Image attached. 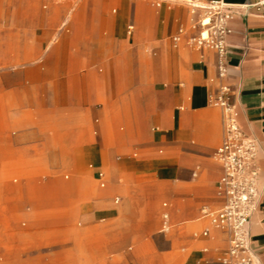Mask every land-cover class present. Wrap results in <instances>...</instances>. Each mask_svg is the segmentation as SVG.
Returning <instances> with one entry per match:
<instances>
[{"label": "crops", "instance_id": "0c3cea01", "mask_svg": "<svg viewBox=\"0 0 264 264\" xmlns=\"http://www.w3.org/2000/svg\"><path fill=\"white\" fill-rule=\"evenodd\" d=\"M74 1L78 4L68 19L65 18L67 10L59 8V18L66 21L56 37L55 31L49 28L47 13L43 11L36 16L35 9L27 8L29 14L25 20H19L18 29L23 32L42 29V37L10 39L11 60L30 57L45 63L5 73V77L9 75L16 80L5 86L0 83V168L8 163L17 172L22 167L44 171L47 165L64 171L74 167L77 159L86 160L87 173L80 171L77 176L88 175L101 189L107 187L97 190L93 201L84 208L88 220L109 221L103 230L107 249L102 252L96 247L94 251L82 253L79 247L50 251L45 248V252L36 251L19 260L20 264H87L90 261L161 264L159 251L170 252L181 237L189 236L195 239L191 242L195 241L196 247L202 246L201 255L206 257V264H217V256L225 254L230 247V235L211 230L202 209L217 210L224 203L217 193L223 166L217 159L213 162L225 138L224 113L210 104L224 85L231 88L230 101L236 107L241 130L259 147L260 198L249 232L251 249L260 264H264V16L244 7L253 0H225L235 6L236 14L224 57L213 50L181 51L172 44L167 46L165 42L172 33L187 26L189 14L192 21L195 19L183 5H166L156 11L147 8L145 2L141 6L137 3L132 7L134 16L131 17L128 1L122 2L119 13L115 10L114 14L108 5L112 0ZM24 10L25 6L21 13ZM131 25L136 26L133 33L129 32ZM66 27L69 33L62 32ZM22 44L34 48L21 55L24 57H18L17 47ZM55 45L57 50L49 54ZM45 49L46 53L41 54ZM149 49L154 51L152 57ZM221 69L225 70L224 75ZM111 139L115 148L108 154L112 174L109 177L102 161L97 159L102 157ZM160 147L184 148L178 167L189 177L185 185L168 186L167 180L161 178L162 158L156 160L155 167H135L139 178L156 173L157 180L138 183L125 178L122 172L132 155H119L116 159L118 150L132 148L145 153ZM137 157L135 153L134 158ZM99 173L105 174L104 188L100 186ZM33 178L31 174L25 178L21 192L11 186V200L3 203L0 200L1 207L6 204L8 207L3 209L16 221H31L35 219L34 214L38 215L29 210L20 216L12 209L19 194L34 200L31 194L36 191L40 197L35 200L41 209L53 201L57 203V198L69 197L64 184L47 182L51 175L45 176V181L37 187ZM65 179L69 180L70 175ZM18 182L19 178L14 179V183ZM87 183L79 180L82 187ZM170 190L192 193L197 198L190 202L170 199L174 208L167 211L168 203H163L164 215L144 217L141 214L139 206L143 204L159 212L157 203H162L164 196L171 194ZM116 199H120L118 204ZM201 203L209 205L199 211ZM171 226H175L173 231ZM201 227L204 229L199 235L192 233L194 228ZM205 231L209 232L208 236H204ZM156 232L163 235L155 243L158 252H148L144 240ZM167 232L170 233L167 235ZM20 246L30 251L35 247ZM61 252L66 253L53 256Z\"/></svg>", "mask_w": 264, "mask_h": 264}, {"label": "rangeland", "instance_id": "374dc122", "mask_svg": "<svg viewBox=\"0 0 264 264\" xmlns=\"http://www.w3.org/2000/svg\"><path fill=\"white\" fill-rule=\"evenodd\" d=\"M99 2L101 0H98ZM128 1L130 5V14L129 16L133 17L134 15L132 12V7L135 6V4L138 3L139 6H141L142 2H145V5L149 9H153L156 11H161V8L154 5L153 0H112L110 3H108L111 12L114 14V11L117 10V13H119L120 6L122 2ZM78 4L77 1L70 0H0V49H1V55H0V83L2 86L8 85L11 80H16L15 77L7 76L5 77V73H9L10 71L15 70H27L33 68L36 64H40V60L38 58L31 59L30 57L24 60H11V46H10V39L12 37L17 38H41L43 31L42 29L33 28L30 32H23V30H19V20L23 18L24 20L28 16V12L26 9H35L36 10V16H39L41 12H46L48 16V23L50 24V29L55 31L54 37H56V33L58 32V29L62 26V24L66 21V19H60L59 18V8H63L67 10L66 17H69L70 11ZM175 6V5H183L187 8L186 4L179 2V1H173L171 3H166L162 7L165 6ZM25 6V10L23 13H21V8ZM192 16L189 14L188 24L187 26H184L182 28H179L177 33H172L170 38L168 39L167 46L172 44L175 48L180 49L181 51H187L190 49H196L199 50V47L192 41V39L197 36V31L193 29L195 25V19L194 21L191 20ZM68 19V18H67ZM73 20V19H72ZM71 20V21H72ZM56 23V26L52 27V24ZM174 24V20H173ZM66 31H62L65 33L67 32L68 27L65 28ZM136 29V26L131 25L129 28V32H134ZM17 34V35H16ZM176 38H179V41H175ZM34 46L32 45H26L22 44L17 47V53H19L18 57H24L21 56L23 54H27L28 52L33 51ZM206 50H211L208 48H204ZM57 50V45L53 46L49 54L54 53ZM46 53L45 51L41 52V54L44 55ZM154 51L153 49H149V55L152 57ZM45 63V62H44ZM54 79H51V84ZM223 88L231 89L230 87L224 85L220 88V93L222 92ZM231 90L229 94L227 95L229 97L230 101V95ZM217 98L213 97L211 99V106L217 107L218 109L223 110L219 106H215ZM232 104V102L230 101ZM220 126L222 129V118H220ZM124 129V128H123ZM125 131V130H124ZM94 134V132H93ZM95 142V141H94ZM222 138L220 139L216 150L221 145ZM115 148L114 142L112 139L108 142L107 148L102 154V157L97 159L98 161H102L103 166L108 171L109 177H111V165L109 162L108 154L109 151ZM161 152H163L161 154ZM74 153V152H73ZM137 153L138 157L134 158V154ZM132 155L131 160L127 163V165L123 169V175L125 178L129 179L130 181H136L140 182L142 180L148 181V180H157L158 175L156 173L152 174L151 176L146 175L145 179L139 178L138 174H135V167L141 166L146 168L155 167L158 163L156 160L159 158H162V162L164 165V173L162 174L161 178H165L167 180V185H175L177 187L185 185V181L189 179L185 175V170L178 167V161L179 157L184 155V148H178L177 150H168L167 148L160 147L154 150H151L149 152H142V151H136L130 149L125 150H118L115 158L118 159L119 155ZM79 156H82L81 154H78ZM77 164L72 167L71 169L64 170V171H58L52 169L49 165L45 167L44 171H38V169L30 170L26 167L19 168V172L16 171V168L10 167V164L6 163L3 165V168H0V200L3 201L11 200L12 191L10 188L13 186L15 188V191L21 192V188H23L26 180L25 178L28 177L29 174H31L34 178V187L41 185L40 182L45 181L43 178L45 176L51 175V178L48 179L47 182L52 181L55 183H62L64 184L66 190V193L68 199L61 200L57 198V203L53 201L51 204H47L44 208H40L36 200L40 197V195L37 194V192L33 191L31 194L32 198L35 200H31L29 198H25L22 194H19L18 198L15 199L12 209L14 208L19 215H23L25 212L32 210L38 215H33L34 220H26L21 219L17 220L13 218V215L8 213L7 210H5L8 206L6 204L3 206V209L1 207L2 203L0 204V264H20L19 260L25 259V257L33 252H45V248H48L47 251L50 250H56V249H67L70 250L75 247H79L82 250V253H89L91 250H96V247L98 250H101L102 252L106 251L107 243L105 242L106 238L105 235H103V230L105 229V226L109 223V221L103 222V220L99 221H90L88 220L87 209L84 210L85 206L90 204L93 201L94 193H96L97 190H105L101 189L98 184L92 180H90V177L88 175H79L82 177H78V172L87 173L86 170V160L80 161V158L77 159ZM217 161L216 157L214 156L213 162ZM152 170V169H151ZM196 170V169H193ZM200 171H203V168H200ZM200 171H195V173H200ZM69 174L70 179L66 180L65 176ZM19 178L18 183H14V179ZM220 178V177H219ZM218 178V180H219ZM79 180H86L88 185L86 187H82L79 185ZM29 181V180H28ZM90 181V183H89ZM167 186V187H168ZM3 187V188H2ZM109 187V186H108ZM3 189H7L3 193ZM20 189V190H19ZM56 192V191H55ZM55 192L51 193L53 197ZM171 192V190H170ZM152 193V191L150 192ZM168 194V192H167ZM115 197V194L112 195L111 202H113V198ZM151 197V196H150ZM162 203L158 204L159 212L154 211L150 208L149 204H143L139 206V210L141 214L144 217L153 216V215H164L166 210L163 209V203H168L167 211H171L174 208L173 203L170 199L180 200L181 201H192V199H196L197 197L193 195L192 193H184L181 191L178 192H171L168 196H164ZM190 198V199H187ZM52 200V198H51ZM5 202V201H4ZM171 205V206H170ZM209 205L207 203H201L198 205V209H200L205 206ZM170 206V207H169ZM87 208V207H86ZM32 217V216H30ZM195 225V224H193ZM209 225V224H208ZM207 225V227H208ZM171 231L175 229V226L169 227ZM206 228V227H205ZM211 230H214L215 228L210 227ZM202 228H194L192 231L193 234H200L202 232ZM218 230V229H217ZM170 232H167V235ZM194 236V235H192ZM163 237V235L159 234L158 232L155 233V235L149 236L144 240V242L147 244L145 245L146 251L148 252H158L156 248V242L157 240H160ZM194 238V237H193ZM170 239V238H169ZM192 239L191 236L185 238L181 237L180 240H178L179 244L174 247L173 250L170 252H165V249H162L164 253L160 252V256L162 257L161 264H206L205 260L206 257H202V246L196 247V242H191ZM189 243L188 248H184L185 244ZM19 245H31L35 246L33 247V250H28L29 248H23L19 247ZM38 245V246H37ZM192 245V246H191ZM58 246V247H55ZM16 247H19L17 249ZM53 247V248H51ZM160 250V249H159ZM46 251V252H47ZM66 252H61V254H55L53 256L62 255ZM226 253L217 256L216 263L222 264V260L226 258ZM29 258V257H28ZM257 258H255V264L257 263ZM58 264V263H57ZM87 264H102L100 262L94 261L93 263L90 261Z\"/></svg>", "mask_w": 264, "mask_h": 264}, {"label": "built area", "instance_id": "2783aa9c", "mask_svg": "<svg viewBox=\"0 0 264 264\" xmlns=\"http://www.w3.org/2000/svg\"><path fill=\"white\" fill-rule=\"evenodd\" d=\"M161 8L166 3L179 1L189 8L195 17L193 29L197 31L192 41L199 49L208 48L224 57L228 52V39L233 33L231 27L236 9L225 0H153ZM264 16V0H253L246 5ZM206 34V36H205ZM175 41H179L176 38ZM221 75L225 70L221 69ZM230 89L223 88L215 106L223 109L225 138L216 152V159L223 166V175L217 186V193L223 205L217 210L202 209V215L211 226L229 233L230 247L222 264H255V254L251 249L249 225L258 208L261 174L258 164L259 147L240 128L236 107L230 103ZM100 186L105 187V174L98 175ZM117 204L120 199H116ZM209 232L205 231L204 236Z\"/></svg>", "mask_w": 264, "mask_h": 264}, {"label": "bare ground", "instance_id": "6f19581e", "mask_svg": "<svg viewBox=\"0 0 264 264\" xmlns=\"http://www.w3.org/2000/svg\"><path fill=\"white\" fill-rule=\"evenodd\" d=\"M233 6V5H232ZM233 7H235V6H233ZM246 9H247V6H244ZM205 36H206V34H205ZM257 263L258 264H260V262L257 260Z\"/></svg>", "mask_w": 264, "mask_h": 264}]
</instances>
